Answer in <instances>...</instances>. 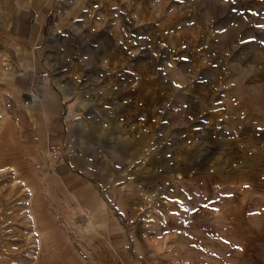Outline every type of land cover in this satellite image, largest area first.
<instances>
[{
	"label": "rangeland",
	"instance_id": "374dc122",
	"mask_svg": "<svg viewBox=\"0 0 264 264\" xmlns=\"http://www.w3.org/2000/svg\"><path fill=\"white\" fill-rule=\"evenodd\" d=\"M33 4L34 0H0V264L52 263L79 233L69 224L81 222L71 214L73 197L53 173L41 141L45 129L37 128L33 111L28 116L20 101L34 109L33 94L52 89L65 102V124L68 104L89 90L91 97L93 92L97 96L115 84L120 92L130 84L133 94L139 90L147 95L146 100L132 94L131 111L163 114L158 159L149 160L146 171L127 161L132 182L125 185L137 194L143 190L148 209L157 217L148 214L154 245L148 264H264V240L258 238L264 239V229L258 230L264 221V200L259 199L264 167H243L230 150L206 149L210 137L214 142L215 128L227 127L220 106L221 97L229 98L236 88L229 81L264 57L257 55L264 50V0H51L49 7L39 8ZM41 18L42 28L36 24ZM39 30L43 38L31 49V36ZM32 61L35 83L40 84L34 93V76L23 69ZM14 68L26 72L25 77L10 80ZM161 91L162 102L149 104ZM142 101L149 107L137 104ZM68 136L75 135L55 132L49 139ZM188 142L197 149H178ZM112 158L103 151L92 167L102 195L109 185L113 189L105 178L118 173L107 164ZM190 158L200 165H182ZM218 158H224L225 166L215 164ZM188 192L211 196L206 207L211 208V225L205 230L203 225L201 230L184 229L183 220L193 219L189 214L202 209L188 207ZM219 207L226 211L222 223H228L222 229Z\"/></svg>",
	"mask_w": 264,
	"mask_h": 264
},
{
	"label": "crops",
	"instance_id": "0c3cea01",
	"mask_svg": "<svg viewBox=\"0 0 264 264\" xmlns=\"http://www.w3.org/2000/svg\"><path fill=\"white\" fill-rule=\"evenodd\" d=\"M33 5L38 8L49 7L51 0H34ZM36 24L42 28L45 18L37 20ZM32 35L30 39L32 45L29 43V47L33 46L31 49L35 48L34 46L43 38L40 35V30L38 34L34 32ZM259 54H264V50H258L257 55ZM256 59L258 61L254 60L257 63H253L255 66L252 65L251 70L243 74L241 72L238 77L229 81L231 87L236 88L230 92L229 98L221 97L220 106V117L225 119L228 128H215L214 142L210 137V145L206 148L210 151L230 150L232 159L236 158L237 163L243 167H264V57ZM27 66L22 68L24 71H28V75L34 76L31 83V90L34 93L33 90L40 87L39 83H35L36 63L32 61ZM12 71L10 80L20 79L26 75V72L21 74L22 69L20 68H14ZM116 87L115 84L113 88L105 90V93L99 91L97 96L93 92L92 97L89 90L81 98L68 104L69 114L66 116L65 124L61 119L65 102L63 97L52 89L44 87L43 91L40 90L44 95L33 94L34 109L28 106V102L20 101L24 104L22 106L24 112H27V115L29 112L28 116L33 111V118L38 123L37 128L45 129V139L41 138V141L45 142L46 148L49 136L55 132H61L64 136L75 135L78 142V153L69 164L52 168L55 177L63 180L73 197L72 209L74 212L71 214L81 222L70 223L69 226L76 225V231L79 233L75 238L67 241V245L62 247L57 258L50 264L149 263V252H153L154 245L148 235L150 230L148 214L157 218L155 217L156 213L148 209L146 202L148 195L143 190L137 194L131 192L128 189L129 186L125 184L132 182L131 173H128L127 170L129 165L138 166L146 171L149 160L158 159V151L163 149V114L160 110H143L142 108L139 112L131 111L132 104L129 100L131 101L133 88L127 84L123 86L125 89L120 92L116 90ZM138 92L139 90L133 94L137 96L136 99L146 98L147 100V95L142 96V93ZM157 93L155 100L149 101V104L157 103L160 100L162 102V91L159 99ZM143 102L137 104L143 105V108L149 107L147 102L144 104ZM74 103L76 110L72 114ZM88 108L90 110H86ZM210 118L207 128L211 132L213 123ZM240 137L244 138V141L239 142ZM225 143L228 145L227 147L224 145ZM187 145L179 146L178 149L187 152L197 149L195 143L188 142ZM103 151L109 152L113 157L108 160L107 164L110 168L113 167L115 173H118L105 178L108 184H113V189L109 185L108 192L102 195L97 189L98 180L92 167L96 166L95 161ZM150 151V156H148L147 152ZM188 155L191 157L189 153ZM184 157V155H179V159ZM218 159L220 161L216 160L218 162L215 164L225 166L224 158ZM159 160H162V156H159ZM127 161H130L129 165H127ZM211 161L210 158V163H208L211 164ZM202 163L205 164L207 161ZM182 165L196 166L200 164L195 159H191ZM121 171H125V173L121 174ZM143 175L140 174L142 180H144ZM116 184H124V186L119 188ZM260 190L259 199L264 200V190ZM187 195L190 199L188 207L195 205L202 209L189 214L193 216V219L183 220L187 225L184 229L188 231L201 230L202 227L203 230L207 229L211 225L212 215L211 208H206L211 198L210 194L206 195L204 192L202 196H196V194L188 192ZM136 204H140V206L137 207ZM252 210L255 211V209ZM218 213L221 220L220 228L222 229L223 224L227 227V222L222 223V220H226V211L219 207ZM251 213L247 212L246 214ZM191 220L194 221L190 222ZM183 221L180 223L183 224ZM196 224L200 226H195ZM247 225L244 223L242 226L246 228ZM248 229L250 228L248 227ZM261 229H264V221L259 224L258 230ZM251 232L253 243L255 240L254 228ZM258 238L264 240L262 235Z\"/></svg>",
	"mask_w": 264,
	"mask_h": 264
},
{
	"label": "built area",
	"instance_id": "2783aa9c",
	"mask_svg": "<svg viewBox=\"0 0 264 264\" xmlns=\"http://www.w3.org/2000/svg\"><path fill=\"white\" fill-rule=\"evenodd\" d=\"M47 154L53 168L58 165L67 166L78 153L76 136L51 138L47 142Z\"/></svg>",
	"mask_w": 264,
	"mask_h": 264
}]
</instances>
